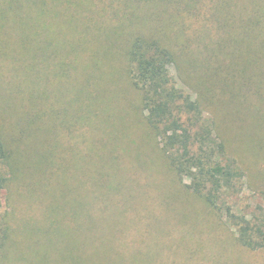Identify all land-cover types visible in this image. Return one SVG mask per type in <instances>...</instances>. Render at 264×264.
Masks as SVG:
<instances>
[{"label": "trees", "instance_id": "obj_1", "mask_svg": "<svg viewBox=\"0 0 264 264\" xmlns=\"http://www.w3.org/2000/svg\"><path fill=\"white\" fill-rule=\"evenodd\" d=\"M97 15L106 22H92ZM0 76L12 113L0 125V190L22 180L29 209L47 204L21 229L0 213V264L11 259L6 249L14 252L15 240L26 264L131 262L117 244L131 224L123 207L130 203L116 210L113 199L104 206L112 212L89 213L83 223L78 207L88 206L83 193L90 188L81 185L93 184L96 210L98 197L130 196L128 174L151 167L160 184L188 179L189 197L233 230L234 243L264 252V214L222 203L240 196L245 176L224 136L235 112L213 101L216 89L229 90V101L242 98L244 116L255 123L246 142L260 141L264 151V0H0ZM57 83L63 90L52 97ZM128 89L137 93L134 111L119 99ZM57 120L84 123L96 135L92 147L104 159L82 180L54 164L49 137ZM50 175L75 192L68 210L48 196ZM84 226L87 240L80 241Z\"/></svg>", "mask_w": 264, "mask_h": 264}, {"label": "rangeland", "instance_id": "obj_2", "mask_svg": "<svg viewBox=\"0 0 264 264\" xmlns=\"http://www.w3.org/2000/svg\"><path fill=\"white\" fill-rule=\"evenodd\" d=\"M107 19H110V17L107 16ZM92 22H106V17L97 15L92 18ZM68 59L69 57H67ZM168 69L171 75L176 77L174 68L170 66ZM184 87L187 89L186 86ZM4 88L5 85L2 83L0 76V125L3 123L6 127L8 116L10 114L12 117V113L5 111ZM60 89L63 90L60 83H57L54 86L55 92H53L52 97H56L55 95L59 94ZM215 92L214 104L219 105L220 101L222 109L226 112H235V117L224 124V136L230 142L229 155L241 165L245 176L244 190L240 196L232 201L223 197L222 203L225 202L227 206L233 203L236 207H238L236 204L246 205L248 211L264 214V151L258 149L262 142L254 141L253 144L246 142L248 140L247 128L249 125L255 124L254 116L247 114L244 116L246 112L240 105L239 100H242V98L233 101L228 100V96H231L229 90V94L217 89ZM135 94H137L136 91L128 89L121 92L119 96L121 103L129 106L132 111H134L133 102L137 100ZM64 99L67 100V97ZM61 102L59 104L55 103L54 107L57 109L63 108ZM259 120L258 117L256 121ZM66 123L61 120L51 121L50 147L55 152V156H52V158L55 159L54 164L57 163V166L62 164L71 170H75L76 173L72 172L73 175L82 180L81 176L88 173V166L91 167L90 169H96L94 166L101 165L104 157L100 155L101 151L99 149L95 151L92 147L96 135L92 134L88 126L83 123L69 127L66 126ZM133 133L137 135L136 128ZM89 148L91 151H89ZM125 161L127 165V159ZM57 166L52 165L54 172H56ZM129 168H131V165H129ZM151 168L152 170L144 169L141 172L133 169L128 174L129 181L126 184L131 190V195L129 196L130 192H126L120 196H115L108 202H105L102 197H98V200H95L96 210L90 205L91 200L94 198L95 189L92 190L93 184L87 181L88 183L81 185L85 191L90 188V191L83 193L88 206L86 205V208L83 206L78 207V214L83 223H85V219L82 216L88 217L89 213L92 216H101L98 213L105 211L106 214H109L112 212L113 210H110L111 206L107 209L104 206L111 205L113 199L116 210H120L123 203H130L129 206L123 207L125 210L124 216L131 224L124 229L126 235L122 237L120 235V238L117 239V244L121 245L120 250L122 252H131L130 257L126 259L131 262L126 264H240L238 263L240 261H242L241 264H264V252L247 251L240 248L238 244L234 243L233 230L220 217H216V212L214 211L216 214L214 215L213 211L203 203L198 202L197 204L194 199L192 200L189 197L191 194L185 188V185L189 183L188 179H184L183 184L185 185L182 183L173 184L168 178H163L164 183L160 184L158 180H155L157 174L155 168ZM50 177L48 182L52 190L48 196H51L53 201H57L56 205L58 207L63 206L65 201V207L68 210L71 206L69 199L72 195V199L76 197L75 192L64 190L63 182L58 181L55 175H50ZM17 181L18 179L9 183L6 189L0 190V213L2 215L10 213L13 216L11 227L14 230L15 228L21 229L26 218L34 219L36 218L34 215L40 216L47 206V204H41L43 203L41 202L37 209L34 206L29 209L27 203L28 185L21 183L22 180ZM123 195H126V201H124ZM80 198L82 202L83 199L81 196ZM76 200L73 204L75 207ZM200 212H203V217L199 216L198 213ZM4 218H6V215ZM212 219L218 226L217 230L214 228L215 225ZM100 230L103 231V228H100ZM85 232V226L77 231L80 241L87 240ZM16 236H18L16 238L18 240L19 235ZM15 242L14 252L6 249V252L11 253V259L5 257L1 264H26L22 260L19 242L16 240ZM112 260L116 263L119 261V259L114 258Z\"/></svg>", "mask_w": 264, "mask_h": 264}]
</instances>
